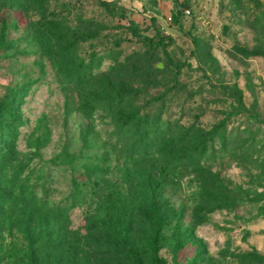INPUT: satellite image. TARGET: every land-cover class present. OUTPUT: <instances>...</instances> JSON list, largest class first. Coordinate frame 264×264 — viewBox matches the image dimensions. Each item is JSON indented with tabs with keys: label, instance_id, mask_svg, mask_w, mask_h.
Segmentation results:
<instances>
[{
	"label": "rangeland",
	"instance_id": "obj_1",
	"mask_svg": "<svg viewBox=\"0 0 264 264\" xmlns=\"http://www.w3.org/2000/svg\"><path fill=\"white\" fill-rule=\"evenodd\" d=\"M0 142L92 264H264V0H0Z\"/></svg>",
	"mask_w": 264,
	"mask_h": 264
},
{
	"label": "trees",
	"instance_id": "obj_2",
	"mask_svg": "<svg viewBox=\"0 0 264 264\" xmlns=\"http://www.w3.org/2000/svg\"><path fill=\"white\" fill-rule=\"evenodd\" d=\"M0 143L13 146L12 142ZM10 159L9 155L0 159V264H92L89 255L82 253L87 251L84 247L90 248L83 241L87 236L70 228L66 205L51 204L38 197L19 178L20 166L14 175L3 176L2 170ZM149 209L156 223L152 237L156 250L161 237L160 216L153 201ZM125 222L124 218L122 229ZM126 243L125 237H121L116 244Z\"/></svg>",
	"mask_w": 264,
	"mask_h": 264
},
{
	"label": "water",
	"instance_id": "obj_3",
	"mask_svg": "<svg viewBox=\"0 0 264 264\" xmlns=\"http://www.w3.org/2000/svg\"><path fill=\"white\" fill-rule=\"evenodd\" d=\"M157 66H160L159 64Z\"/></svg>",
	"mask_w": 264,
	"mask_h": 264
}]
</instances>
